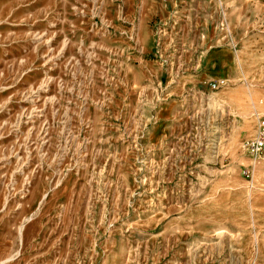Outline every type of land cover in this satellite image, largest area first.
I'll return each instance as SVG.
<instances>
[{"label":"rangeland","instance_id":"rangeland-1","mask_svg":"<svg viewBox=\"0 0 264 264\" xmlns=\"http://www.w3.org/2000/svg\"><path fill=\"white\" fill-rule=\"evenodd\" d=\"M260 115L264 0H0V264H264Z\"/></svg>","mask_w":264,"mask_h":264},{"label":"built area","instance_id":"built-area-1","mask_svg":"<svg viewBox=\"0 0 264 264\" xmlns=\"http://www.w3.org/2000/svg\"><path fill=\"white\" fill-rule=\"evenodd\" d=\"M244 147L254 159L264 154V115L258 117L256 133L245 141ZM246 171L249 173V168Z\"/></svg>","mask_w":264,"mask_h":264}]
</instances>
